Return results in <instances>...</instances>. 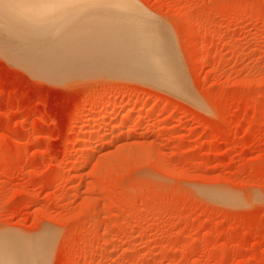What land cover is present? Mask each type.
I'll list each match as a JSON object with an SVG mask.
<instances>
[{"label": "rangeland", "instance_id": "1", "mask_svg": "<svg viewBox=\"0 0 264 264\" xmlns=\"http://www.w3.org/2000/svg\"><path fill=\"white\" fill-rule=\"evenodd\" d=\"M74 2L22 27L93 33L120 2L166 38L182 86L105 57L42 72L0 41V247L30 264H264V0Z\"/></svg>", "mask_w": 264, "mask_h": 264}, {"label": "bare ground", "instance_id": "2", "mask_svg": "<svg viewBox=\"0 0 264 264\" xmlns=\"http://www.w3.org/2000/svg\"><path fill=\"white\" fill-rule=\"evenodd\" d=\"M80 5L81 2L76 5L74 0H0V41L3 44L0 43L8 50L9 54L12 52L11 56H16L13 57L14 59H20L25 65L27 64L42 72H49L57 67H72V64H74L76 60V66H82V68L86 66L85 68H88V66L91 67V65H88V61H96L101 64L102 62L100 61L106 59L108 63L107 64L105 60L106 66L112 65L113 68H115V66L116 68H126V66H128L130 69H126H133V71L137 69L136 72H138V70H143L147 73L148 71L149 77L151 74H157L159 76L154 75V78L156 76L158 77L156 79L160 78L161 81L163 80V82L165 81L167 84L174 87L182 86L179 77L176 75L174 76V61L172 60V56H170V50L168 51L167 49L169 46L167 47V43L165 42L166 38L164 37V39L161 34H155L158 33V28L156 26H154L155 29L157 28V30L154 31L155 33H150V31L147 30V26L149 25L146 23L147 21L144 23L143 20L135 16L133 12H130L128 7H125L126 5L123 6L120 2L116 4V6L112 5L110 6L111 8L107 9H113L112 13H110L111 10H109V12L105 11L101 13L99 17V22L102 20L104 23H107V25L113 26L103 27L105 29L101 28L102 30L97 29L93 33L86 27L68 31L65 29L60 31L59 29V32L51 29H41V31L39 29H24L22 27L23 24L30 25L36 22L40 24L42 23L41 21H44L42 18H49V16H51L50 19L53 18L54 20V18H56L57 20V18H61V20L64 19V21L67 22L65 18L69 16L73 10H80L81 8L86 10V8L82 6L84 3ZM95 8L96 6H93V11H95ZM56 10L59 11H57V17H52V15L54 16L52 13ZM97 12L98 10H96V13ZM61 14H64L65 17H62ZM50 19H45V21ZM49 22L54 23L55 21ZM70 31L72 32L69 33ZM44 32H47V37L52 40L51 43H44L42 46V51L45 56L51 55L53 58L56 56H64V59H54V62H51V60H44V58H42L38 49L40 48L39 39ZM55 33H57L61 41V43L57 41L60 45L56 44V40L53 42ZM71 40L72 42L67 43V41ZM162 42L164 43L162 44ZM92 53H94V55H92ZM99 55H102L103 59ZM72 57H74V59L77 57L80 61H78V59H73V61ZM89 58L95 60H89ZM95 64L96 63H94V65ZM8 245L7 247H0V264L28 263L22 255L24 259L21 260L19 257L20 255H18L21 252L13 248L14 244ZM17 252L19 253L17 254Z\"/></svg>", "mask_w": 264, "mask_h": 264}]
</instances>
